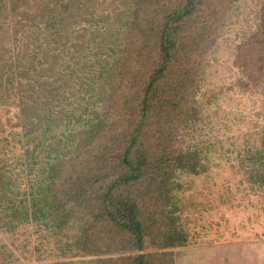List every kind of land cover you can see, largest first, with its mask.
<instances>
[{
	"label": "trees",
	"instance_id": "1",
	"mask_svg": "<svg viewBox=\"0 0 264 264\" xmlns=\"http://www.w3.org/2000/svg\"><path fill=\"white\" fill-rule=\"evenodd\" d=\"M7 1L0 0V44L8 33L9 12L18 11H9ZM218 1L128 0L113 30L105 33L103 51L75 45L66 35L93 0H50L34 18L38 23L29 28L47 36L35 48L22 49V58L31 64L36 60L46 75L33 80L27 92L34 97L41 91L47 107L35 115L42 116L36 124L21 125L23 153L12 159L9 176L0 168V230L19 235L18 228L33 227L39 242L33 253L24 250L34 263L20 262L10 249L15 262L8 264H45L40 261L44 254L46 260L107 252L126 254L108 264H164V253L143 252L150 241L160 250L179 244L164 221L174 178L180 172H205L201 154L194 146L182 147L181 139L201 117L197 97L202 81L192 74L197 66L190 61L212 47L224 27L218 22ZM22 14L34 22L28 12ZM59 59L76 67L80 62L82 70L89 67L104 81L109 75L95 94L102 96L99 104L87 103L63 116L55 110L56 99L67 103L58 85L49 91L46 83ZM32 72L25 65L21 76L29 78ZM99 78H79L92 98ZM33 108L28 102L22 107L24 122Z\"/></svg>",
	"mask_w": 264,
	"mask_h": 264
},
{
	"label": "rangeland",
	"instance_id": "2",
	"mask_svg": "<svg viewBox=\"0 0 264 264\" xmlns=\"http://www.w3.org/2000/svg\"><path fill=\"white\" fill-rule=\"evenodd\" d=\"M9 1L8 10L18 11L9 12L10 22L5 25L8 33L0 44V168L5 177L9 176L14 156L23 153L25 132L21 131V125L36 124L42 116L35 115L47 107L41 91L37 90L34 97L27 92L33 80L45 74L40 73L36 60L31 64L32 61L25 60V55L22 58V49L35 48L42 43L44 35L47 36L43 30L29 27L38 23L34 18L51 5L50 0H26L24 5L21 1L15 0L13 4ZM93 1L86 16L66 30V35L75 45L103 51V42L106 44L108 37L105 33L113 30L117 16L126 11L128 0ZM225 7L227 11L223 13ZM217 8L220 11L218 22L224 27L212 47L190 61L191 66H197L192 74L199 75L202 81L197 97L201 117L195 129L183 132L181 139L182 147L194 146L201 154L205 172L199 175L180 172L174 178L172 200L164 221L170 232L180 239L179 244L160 250L150 241L143 252L145 255L165 254L164 264H264V0H219ZM27 12L34 22L24 18L22 13ZM45 48L46 45L42 46L38 52ZM66 61L59 59L54 63V71L48 74L46 82L50 85L49 91L58 85L59 94L65 97L67 103L63 105L57 99L52 103L61 115L69 109L87 107V103L99 104L97 101L102 96L95 97V94L104 81L99 78V72L89 67L82 70L80 62L76 67L75 62ZM48 63L52 64L50 60ZM25 65L31 66L34 72L24 79L21 73ZM92 74L100 79L94 86L93 98L79 79L83 75L92 77ZM44 88L46 86L39 87ZM103 88L109 94L104 83ZM27 102L34 106L35 112L28 113L29 119L24 122L22 107ZM16 231L19 235L0 230V264L15 262L9 257L10 249L20 262L27 263L30 255L24 250L33 253L34 248H38L39 241L33 236L35 228L22 226ZM123 255L126 254L107 252L98 256L45 260L44 254L40 261L94 264L107 263ZM34 259L30 262L34 263Z\"/></svg>",
	"mask_w": 264,
	"mask_h": 264
}]
</instances>
